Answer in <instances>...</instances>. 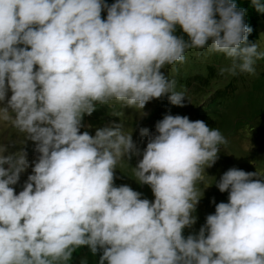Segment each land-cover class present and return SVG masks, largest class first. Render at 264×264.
<instances>
[{
	"label": "clouds",
	"instance_id": "9594fccd",
	"mask_svg": "<svg viewBox=\"0 0 264 264\" xmlns=\"http://www.w3.org/2000/svg\"><path fill=\"white\" fill-rule=\"evenodd\" d=\"M251 4L264 13L261 0ZM246 15L235 0H0V120L38 154L17 195L26 153L0 145V264H67L82 247L101 253L98 264H264L257 172L227 170L215 186L228 202L183 236L196 223L197 182L227 144L218 129L169 113L155 135L140 128L143 153L122 123L94 137L80 129L112 101L144 110L167 97L183 107L184 93L161 70L184 63L188 50L222 54L220 76L254 74L264 51L249 42ZM141 154L136 181L154 202L114 186L118 162Z\"/></svg>",
	"mask_w": 264,
	"mask_h": 264
},
{
	"label": "rangeland",
	"instance_id": "374dc122",
	"mask_svg": "<svg viewBox=\"0 0 264 264\" xmlns=\"http://www.w3.org/2000/svg\"><path fill=\"white\" fill-rule=\"evenodd\" d=\"M260 33L261 39L257 43L259 49L264 51V28ZM189 54L199 57V52L194 50L189 51ZM204 59H196L194 67L199 70L203 69V66L207 63L206 60H208L206 55H204ZM186 62L184 61L182 65ZM228 63L229 61L225 62L226 65ZM185 74H179L173 78L176 80V85L185 83ZM237 79L241 85L240 89L235 93L239 101H233L232 97L228 95L227 99L229 101L225 103V106L220 111L227 110L226 116L229 118L243 113L242 116H238L242 122L232 126L233 122L230 119H221L217 115H213V107L223 102L220 101L224 95L223 93L213 95V91H211L207 94V98L204 101V107L208 108L205 109L209 115L207 118L213 122V129H218L226 140H230L232 147H230L228 142L226 145H222L224 149L219 152L215 164L209 168L205 166L203 180L202 182H197L196 185L201 199L193 213L196 217V223L191 228L184 229L183 236L185 238L199 233L200 228L206 223V217L215 213L216 204L228 202L229 193H221L215 186L216 181L219 182L227 170L235 167L245 172H257L261 176H264V136L257 132V145L255 142V131H264V59L256 61L254 74H241ZM7 95L8 98L11 97L12 93L10 90ZM186 111L185 100L184 106L178 107L171 105L167 97L150 101L145 105L144 110L128 108L122 103L112 101L108 105H97L96 111L92 115H85L80 129L95 136L93 135V130L109 126L112 123H122L124 131L127 134L133 135V141L141 153H143L146 149L144 145H147L148 138L145 137L144 140H141L143 137L140 136V128H147L151 134L155 135V125L157 121L163 119L164 115L170 113L173 116H186ZM143 112L146 115L142 116ZM210 112H212V115H210ZM229 136L231 137L228 138ZM0 145H9L10 153L21 151L26 153V159L30 166L25 172L21 173L19 182L12 186L18 195L23 190L28 176L33 174V161L38 155L35 152L36 145L30 140L26 141L24 135L19 133L11 125L10 121L3 120H0ZM140 158L142 159V154L140 156L133 155L128 161L127 159H122L118 162L115 170L114 186L127 185L140 193L141 199L154 202L155 197L151 187L139 184L136 181L134 168L137 166L139 160H141ZM213 199L215 200V204L212 202ZM100 254L98 253L94 257L87 247H82L73 253L72 259L67 264H82V261H86V264H98Z\"/></svg>",
	"mask_w": 264,
	"mask_h": 264
},
{
	"label": "trees",
	"instance_id": "16d2710c",
	"mask_svg": "<svg viewBox=\"0 0 264 264\" xmlns=\"http://www.w3.org/2000/svg\"><path fill=\"white\" fill-rule=\"evenodd\" d=\"M105 3L108 5H111L115 3V0H104ZM237 3V6L240 8H243L246 10V23L253 29L252 33L249 35V42L250 43H257L261 39V33L260 31L264 28V13L258 12L251 4V0H235ZM261 3H264V0H261ZM101 17L103 20H106L107 18V11L102 10ZM177 36L184 35V38L187 39L186 34L182 32V29L177 27V31L175 33ZM19 47H24L23 45H20ZM194 51L199 52V57H196L194 55H190L188 50L185 53V61H187L184 65L181 63H177L175 65L165 66L164 69L161 71L168 75L169 79H173L179 74H185V83L182 85H176L175 90L178 92H183L185 95V109L186 116L191 121L196 120H202L204 121L209 128L213 129V122L207 118L209 115L207 114L205 109H208L204 107L205 103L204 101L207 98V94L213 91L214 94L223 93L224 95L221 97L220 102L215 107H213V115H217L221 119L228 118L233 123V125L239 124L242 122V120L238 116H242L243 113H240L238 116L229 118L226 116L225 111H220L221 108L225 106V103L229 101L227 99V96H231L233 101H239L236 92L240 89L241 85L238 82V77L241 74H238L236 76H220L218 74V70L221 67L227 66L225 62L227 61L225 57L222 54H212L210 56H207V63L203 66V69H197L194 67L196 59H204V52L203 50H195ZM38 69V66H36ZM175 69V70H174ZM185 72V73H184ZM256 78V77H255ZM250 84V83H249ZM245 86V85H244ZM254 87V85H252ZM210 115H212V112H210ZM264 128V126H263ZM97 130V129H96ZM96 130H93L92 132L95 135ZM253 131V130H252ZM261 133L264 136V131H255L256 133ZM94 137V136H93ZM229 136L228 138H230ZM257 134L255 135V142L256 141ZM145 137L141 138V140H144ZM146 141V140H145ZM147 142V141H146ZM145 142V144H146ZM227 142L230 144V147H232V144L230 140ZM147 147V145H144ZM222 151L224 147L220 146ZM223 154V153H220Z\"/></svg>",
	"mask_w": 264,
	"mask_h": 264
}]
</instances>
